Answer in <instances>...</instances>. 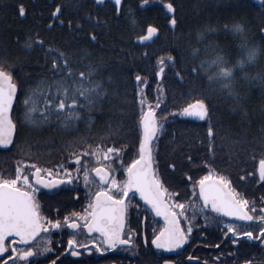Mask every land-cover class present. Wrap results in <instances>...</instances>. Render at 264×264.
Returning <instances> with one entry per match:
<instances>
[{"label":"trees","instance_id":"1","mask_svg":"<svg viewBox=\"0 0 264 264\" xmlns=\"http://www.w3.org/2000/svg\"><path fill=\"white\" fill-rule=\"evenodd\" d=\"M162 2L146 0L144 5H140L139 0H122L119 19L112 17L106 28L95 33L97 40L90 41L87 33L95 26L87 22L85 13L107 18L114 11V0H100L99 3L97 0H0V53L6 51L9 60L18 53L21 55L20 63L10 69L18 87L12 110L16 135L10 149L0 150V176L15 174L17 165L24 160L41 169L55 167L85 146L89 150L96 144L101 149L112 146L119 147L121 151L136 150L141 105L136 99L138 82L134 76L139 72L142 77H147L140 81L141 84L148 83L146 91L141 89L143 96L153 93L158 84L154 74L156 58L165 54H171L175 61L174 64H165L160 83L163 85L165 103L175 106L180 90V108L191 100L204 98L211 113L214 155L209 158L207 150V120L198 124L200 129H204L200 134L203 141L201 150H198L199 156L195 161L200 169L209 170L207 164H211L215 170L242 169L243 164L251 162L252 157L259 160L264 156V151L252 139L259 137V126L264 123V90L256 79L257 74L264 73V57L242 69H233L234 90L242 97L241 104L247 110V122L241 120L238 111L232 110L235 102L231 95L221 89L215 79H208L213 69L209 68L207 72L200 70V61L212 55L211 49L206 47L210 41L219 45L229 64L235 63L241 54V37L223 30L222 25L247 22L244 36L248 41L264 47L260 41L258 23L245 11L226 5L216 6L212 0H173V14L177 23L175 28H171L168 26L171 15L161 7ZM21 4L26 9L23 16L18 12ZM56 4L62 5L59 17L51 15ZM49 19L53 20V25H48ZM69 19L72 20L74 31L67 27ZM77 20L81 23L76 24ZM147 24L159 30L158 37L146 44H136L134 37L143 34ZM35 32L46 42L52 39L74 55H79L80 50L87 47L93 66L101 64V70L89 79L100 81L106 93L93 100L90 107L80 98L75 111L80 112L81 117L71 127H65L59 115H52L37 126L21 122L24 89L41 78H54L48 71L41 49L23 52L18 43L26 33ZM192 49H197V54L193 55ZM76 67L84 70L80 66ZM192 68L197 69L196 76L190 71ZM177 72L184 77L182 84L174 77ZM242 72L247 73L249 79H244ZM243 128H247V139L241 135ZM236 138L242 142L233 146L231 140Z\"/></svg>","mask_w":264,"mask_h":264},{"label":"snow or ice","instance_id":"2","mask_svg":"<svg viewBox=\"0 0 264 264\" xmlns=\"http://www.w3.org/2000/svg\"><path fill=\"white\" fill-rule=\"evenodd\" d=\"M99 2L100 0H97V3ZM145 3L146 0H139L140 5ZM122 7V0H114V11L107 18L85 13L88 16L87 22L95 26L92 31L87 33L90 41L97 40L95 33L106 28L112 17L119 19ZM161 7L171 15L168 24L176 25L177 19L173 14L175 10L173 0H163ZM18 12L21 16L25 14L26 9L22 4L18 6ZM61 14L62 5L56 4L51 15L59 17ZM47 23L53 25V20L49 19ZM80 23V20L76 21V24ZM133 23H135L134 20ZM67 27L70 31H74L72 20H68ZM221 27L233 35H240L239 48L241 54L239 59H236L235 63L229 64L219 45L210 41L206 47L211 49L212 55L210 58L206 57L205 60L200 61V70L207 72L209 68L213 69L208 79L210 81L215 79L220 84V88L231 95L235 102L232 110L238 111L241 120L247 122V110L241 104L242 97L240 93L234 90L235 75L233 69L237 67L242 69L243 66L254 62L256 49L249 45L247 38L243 35L245 28L241 26L240 22L228 23ZM157 31V28L152 24H147L143 34L134 37V39L140 42L149 41ZM261 31L264 32V29H261ZM13 39L18 38L14 37ZM18 43L23 52L41 49L48 65V71L54 77L51 80L41 78L34 85L24 89L22 123L37 126L46 122L52 115H59L61 123L65 127H71L76 119L81 117V113L75 111L80 98H83L86 105L90 107L93 100L105 95L106 89L101 82L89 79L90 77L94 78L95 74L101 70V64L97 63L93 66L89 60L91 52L87 47L82 48L79 55H74L71 51L58 46L52 39H48L46 42L45 38L39 35L38 32L26 33L24 39L18 40ZM197 52V49H192L193 55ZM20 61L21 55L19 53L12 60L8 59L6 51L0 53V146H9L14 139L12 133L15 125L8 114V110L13 105V96L17 91V84L13 80L10 69ZM166 63H175L171 54L156 58L154 74L158 82L162 72L165 71ZM76 66H80L84 70H78ZM20 67L22 68L23 65L20 64ZM190 71L195 74L197 69L192 68ZM176 75L181 79L184 78L180 76L179 72ZM242 76L244 79H249L247 73L242 72ZM108 79H111V77ZM134 79L138 82L136 99L141 105L138 120V154L123 168L126 179L117 181L114 175L110 177L109 169L100 162V151H103L104 159L107 161L113 156H120L121 149L108 146L106 149L101 150L99 144L92 146L91 150L88 149V146H85V148L79 149L78 153L70 154V158L77 162L81 161L82 156L85 155L95 158V166L91 168L87 159L83 161V172H80L79 167L74 170L64 168L62 173L57 172L56 175H53L50 169H41L33 164L31 166V181L35 183H30L28 175H22L19 166L15 170L14 177L0 176V252L5 253L4 260H8L9 264H32L29 257L41 256L42 253L50 249V244L47 242L48 231L50 229H61L65 224L74 233L80 229H85L89 233L95 230L96 233H99L95 240L89 241L90 244L95 245L96 252H104L107 249L116 248L118 245H131L132 239L121 237V230L125 222V197L130 189H134L139 194L150 206L152 212L163 218L159 230L151 236V244L157 249L177 248L189 238L188 233L192 232V227L188 216L185 214L189 207L192 208L193 212L208 211L209 214H220L222 217L236 218L235 224L231 222L226 224L227 232L224 235L231 233L233 237L252 238V231L242 232L239 230L237 224L240 221L259 222L258 231L260 234H264V206L259 209L260 215L251 214L248 199L233 189L230 186V181L223 175H215V169L212 168L211 164H207L209 172L190 185L194 194L198 190V199H192L188 203L179 200L172 203L167 201L166 197L174 196L176 193L168 192L163 186L162 180L152 166V149L149 146V142L153 140L159 127V121L155 116L159 99L154 104H150L147 98L143 96L141 92L143 84L140 81L146 80L147 77H142L137 72ZM256 79L259 81L261 89L264 90V73L257 74ZM156 91L159 95H163V85L158 83ZM89 97H92V99H89ZM171 111L182 116L208 120L206 129L207 150L209 158H213L214 130L210 119L211 113L205 99L191 100L183 107L173 108ZM118 130L117 127L116 131ZM241 135L247 139V128L242 129ZM252 139L256 140L260 149L264 151V123L259 126V137H252ZM241 142L239 138L231 140L233 146ZM21 163L28 164L29 161L24 160ZM74 171L76 172L75 176H73ZM257 171L259 179L264 181V156L258 160ZM41 172L51 176V179L41 175ZM90 173L93 175H90ZM81 179L85 187L89 189L87 204L83 212L74 211L64 215L62 219H50L41 214L38 190L40 192L53 191L61 183L71 184L73 180L78 182ZM18 181L22 183L18 185ZM105 184L107 187H105ZM92 185L96 186L95 189L91 187ZM74 195H78V193H74ZM261 200L262 205H264V197ZM181 218L189 225L186 229L181 226ZM78 221H82V223H78ZM205 222L207 223V217H205ZM127 235L131 237L132 232L129 231ZM6 237L10 240L14 237L15 242L23 245V247L10 246L6 242ZM41 240L44 241L43 246L40 244ZM67 243L70 247L66 248L65 251L70 250L73 256L81 255V252L76 250L77 248H81L85 252L93 251L92 248L79 244L73 236L68 237ZM236 243V239H232V244ZM260 243L264 245V239H260ZM6 248L10 250L12 257L15 259L8 257ZM0 264H4V261L0 260ZM47 264H55V262L54 260H48ZM163 264H172V261L165 260Z\"/></svg>","mask_w":264,"mask_h":264},{"label":"flooded vegetation","instance_id":"3","mask_svg":"<svg viewBox=\"0 0 264 264\" xmlns=\"http://www.w3.org/2000/svg\"><path fill=\"white\" fill-rule=\"evenodd\" d=\"M212 3L216 6L226 5L231 9L235 7L236 10L245 11L250 18L253 17L258 23L260 41L264 44V32L261 31L264 29V0H212ZM247 25V22L243 23L246 32ZM174 77L179 83H183L184 80L178 78L176 74ZM144 86L146 87L144 88ZM147 87L148 83H144L141 89L146 91ZM153 96L152 99L149 94L144 96L150 104H154L159 99V105L155 112L159 127L155 139L151 143L153 167L167 191L176 193L174 196L166 197L167 201L172 203L179 200L188 203L192 199H198V190L194 194L190 185L209 172L207 168L200 169L199 165L195 163L199 156L198 150H201L203 142L200 134L204 129H200L199 122L182 120L180 114L172 113L173 108H180V90L175 106L165 103L164 92L163 95H159L155 89ZM166 113L167 115H165ZM137 154L138 147L132 151H121L120 156H113L106 161L103 151L99 153L100 162L109 169L110 177L114 175L117 181L126 179L123 168ZM85 159L88 160L90 168L95 166V158L85 155L79 162L69 157L66 162L44 169H50L53 175H56L57 172L62 173L64 168L74 170L79 167L80 172H83ZM32 165L20 163L17 166L21 168L22 175H28L30 183H35L31 181ZM243 166L242 169L215 170L214 174L223 175L228 179L230 186L248 199L250 213L260 215L259 209L264 206L261 200L264 197V181L259 179L258 160L252 157L251 162L244 163ZM40 174L51 179V176L44 172ZM75 175L74 171L73 176ZM90 175L93 174L90 173ZM3 176L12 178L15 174ZM17 183L20 185L22 182L18 181ZM91 187L95 189L96 186L92 185ZM105 187H107L106 184ZM88 192L89 189L85 187L82 179L78 182L73 180L71 184L61 183L53 191L40 192L38 190L41 214L50 219H62L64 215L74 211L83 212L87 204ZM74 193H78V195H74ZM125 204V222L121 230V237L132 239L131 245H118L116 248L107 249L104 252H96L95 245L90 244L89 241L95 240L99 233H96L95 230L89 233L85 229L74 233L65 224L61 229L48 231L47 242L50 244V249L42 253L41 256L29 257L32 264H47L48 260H54L55 264H112V262L114 264H163L165 260L172 261V264H245V262L247 264H264V245L260 243V239H264V234H260L258 231L259 222L240 221L237 224L239 230L242 232L252 231L253 237H233L231 233L228 235H224V233L227 232L226 224L229 222L235 224L236 218L209 214L208 211L193 212L189 207L185 213L192 227V232L188 233L189 238L177 248L157 249L151 244V236L159 230L163 218L152 212L150 206L134 189L125 197ZM205 217H207V223ZM78 223H82V221H78ZM181 226L185 229L189 226L183 221V218H181ZM129 231L132 232L131 237L127 235ZM69 236H73L79 244L92 248L93 251L85 252L81 248H77L76 250L81 252V255L73 256L70 250L65 251L70 247L67 243ZM232 239H236L237 243L232 244ZM6 242L10 246L23 247L15 242L14 237L11 240L6 237ZM43 243L44 241L41 240V246ZM6 252L10 259H15L9 249L6 248ZM4 256L5 253L0 252V260H3L4 264H9L8 260H4Z\"/></svg>","mask_w":264,"mask_h":264},{"label":"water","instance_id":"4","mask_svg":"<svg viewBox=\"0 0 264 264\" xmlns=\"http://www.w3.org/2000/svg\"><path fill=\"white\" fill-rule=\"evenodd\" d=\"M168 26L169 27H171V28H175L176 27V25H169L168 24ZM158 30V29H157ZM158 35H159V30L157 31V33L156 34H154V37L151 39V40H149V41H144V42H140V41H135V43L136 44H146V43H149V42H152L156 37H158ZM172 64V63H171ZM163 73H164V71L162 72V74H161V78H160V81L159 82H161L162 81V77H163ZM178 78H179V76H178ZM146 86H144V88H145ZM17 96H18V87H17V91H16V93L14 94V96H13V105L12 106H10V108H9V110H8V114H9V116L11 117V119H12V110H13V107H14V105H15V101H16V98H17ZM180 119H182V120H192V121H196V122H200V123H203V122H205L206 120H200V119H197V118H195V117H189V116H182V115H180ZM15 125V124H14ZM13 137H14V139H15V135H16V126L14 127V129H13ZM14 139H13V141L11 142V144L9 145V146H0V149H2V150H8L9 148H11L12 147V145H13V143H14ZM155 139V136H154V138H153V140ZM153 140L151 141V142H149V146L151 147V143L153 142ZM153 166V165H152ZM154 168V167H153ZM132 191V189H130L129 190V192H131ZM135 191V190H134Z\"/></svg>","mask_w":264,"mask_h":264},{"label":"clouds","instance_id":"5","mask_svg":"<svg viewBox=\"0 0 264 264\" xmlns=\"http://www.w3.org/2000/svg\"><path fill=\"white\" fill-rule=\"evenodd\" d=\"M241 26L243 27V24H241ZM243 35H244V33H243ZM248 43L250 46H252L256 49V55L254 57V62H252V63H255L259 58L264 57V47H262L259 44L254 43V42L248 41ZM237 59H239V57Z\"/></svg>","mask_w":264,"mask_h":264},{"label":"rangeland","instance_id":"6","mask_svg":"<svg viewBox=\"0 0 264 264\" xmlns=\"http://www.w3.org/2000/svg\"><path fill=\"white\" fill-rule=\"evenodd\" d=\"M155 89H156V88H155ZM155 89H154V90H155ZM149 96H150L151 99L154 98L153 93L149 94ZM100 152H101V151H100ZM100 152H99V153H100Z\"/></svg>","mask_w":264,"mask_h":264}]
</instances>
